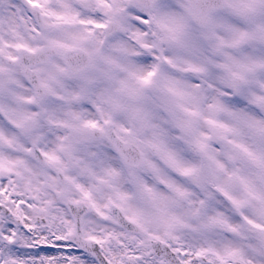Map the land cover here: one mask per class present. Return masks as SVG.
<instances>
[{
  "label": "snow or ice",
  "instance_id": "obj_1",
  "mask_svg": "<svg viewBox=\"0 0 264 264\" xmlns=\"http://www.w3.org/2000/svg\"><path fill=\"white\" fill-rule=\"evenodd\" d=\"M0 264H264V0H0Z\"/></svg>",
  "mask_w": 264,
  "mask_h": 264
}]
</instances>
